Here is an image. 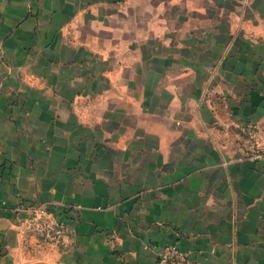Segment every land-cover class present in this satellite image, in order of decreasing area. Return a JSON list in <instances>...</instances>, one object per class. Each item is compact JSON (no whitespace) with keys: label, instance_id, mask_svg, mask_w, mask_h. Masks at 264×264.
<instances>
[{"label":"crops","instance_id":"1","mask_svg":"<svg viewBox=\"0 0 264 264\" xmlns=\"http://www.w3.org/2000/svg\"><path fill=\"white\" fill-rule=\"evenodd\" d=\"M264 0H0V264H264ZM46 204L63 240L21 233Z\"/></svg>","mask_w":264,"mask_h":264},{"label":"built area","instance_id":"2","mask_svg":"<svg viewBox=\"0 0 264 264\" xmlns=\"http://www.w3.org/2000/svg\"><path fill=\"white\" fill-rule=\"evenodd\" d=\"M242 140L250 161L264 160V127L249 123L242 129ZM16 210L28 214L21 229L22 234L31 232L49 243H58L69 229L68 223L55 218L46 204L20 205ZM185 258V253L177 245H169L160 252L158 264H173Z\"/></svg>","mask_w":264,"mask_h":264},{"label":"rangeland","instance_id":"3","mask_svg":"<svg viewBox=\"0 0 264 264\" xmlns=\"http://www.w3.org/2000/svg\"><path fill=\"white\" fill-rule=\"evenodd\" d=\"M249 123H246V124H243L241 127H240V138H241V145L243 146V148H244V145H243V140H242V129L246 126V125H248ZM244 150H245V148H244ZM178 246V245H177ZM179 247V246H178ZM180 248V247H179ZM181 250V249H180ZM182 251V250H181ZM182 252H184V251H182ZM185 253V252H184ZM185 256H186V258H185V260H181V261H186V259H187V254L185 253ZM48 264V263H47Z\"/></svg>","mask_w":264,"mask_h":264}]
</instances>
